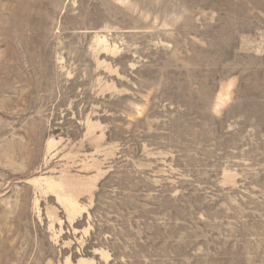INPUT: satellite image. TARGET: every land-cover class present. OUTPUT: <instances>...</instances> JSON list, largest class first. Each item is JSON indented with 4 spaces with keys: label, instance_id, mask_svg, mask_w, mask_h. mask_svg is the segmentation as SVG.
<instances>
[{
    "label": "rangeland",
    "instance_id": "1",
    "mask_svg": "<svg viewBox=\"0 0 264 264\" xmlns=\"http://www.w3.org/2000/svg\"><path fill=\"white\" fill-rule=\"evenodd\" d=\"M0 264H264V0H0Z\"/></svg>",
    "mask_w": 264,
    "mask_h": 264
}]
</instances>
